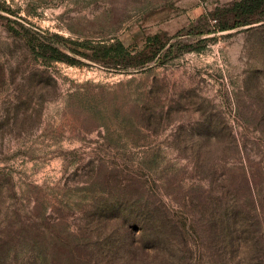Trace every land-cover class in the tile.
Returning a JSON list of instances; mask_svg holds the SVG:
<instances>
[{
  "label": "rangeland",
  "instance_id": "374dc122",
  "mask_svg": "<svg viewBox=\"0 0 264 264\" xmlns=\"http://www.w3.org/2000/svg\"><path fill=\"white\" fill-rule=\"evenodd\" d=\"M237 1L0 0V264H264V0Z\"/></svg>",
  "mask_w": 264,
  "mask_h": 264
},
{
  "label": "trees",
  "instance_id": "16d2710c",
  "mask_svg": "<svg viewBox=\"0 0 264 264\" xmlns=\"http://www.w3.org/2000/svg\"><path fill=\"white\" fill-rule=\"evenodd\" d=\"M261 5V0H240L237 1L233 7H231L229 10L231 12H241L245 14H254L259 6ZM228 27L222 26L221 30H227ZM153 38H149L148 41L151 42ZM81 46L85 48H92L95 49L96 45L93 43H81ZM99 51H104L102 57H108L113 56L115 58H123V57H130L136 64H143L147 62V59H149V51L148 50H141L136 52L135 54L132 53V51L128 50L126 46L121 42L117 41L116 43L112 44L111 46H105L101 43H99ZM34 51L36 50V47H33ZM54 55L53 59L55 60H62L61 53L57 48L53 49Z\"/></svg>",
  "mask_w": 264,
  "mask_h": 264
}]
</instances>
